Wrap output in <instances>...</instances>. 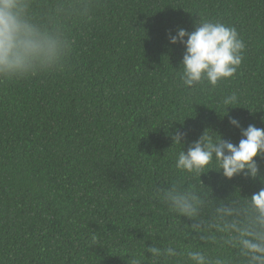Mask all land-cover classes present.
I'll return each instance as SVG.
<instances>
[{"label": "trees", "instance_id": "16d2710c", "mask_svg": "<svg viewBox=\"0 0 264 264\" xmlns=\"http://www.w3.org/2000/svg\"><path fill=\"white\" fill-rule=\"evenodd\" d=\"M30 2L33 22L67 54L55 71L0 80V264H131L177 235L152 198L181 176L169 133H185L187 151L206 129L238 144L233 117L264 129V0ZM200 18L236 27L246 49L234 77L186 88V49L169 32H192ZM201 179L218 198L264 187L215 170Z\"/></svg>", "mask_w": 264, "mask_h": 264}, {"label": "clouds", "instance_id": "9594fccd", "mask_svg": "<svg viewBox=\"0 0 264 264\" xmlns=\"http://www.w3.org/2000/svg\"><path fill=\"white\" fill-rule=\"evenodd\" d=\"M169 41L185 46L179 71L186 88L205 82L215 87L234 77L246 49L236 27L201 18L192 32L184 28L175 35L169 32ZM66 54V42L59 35L33 22L30 0H0V80L23 79L37 68L55 71ZM237 100L233 93L222 103L230 106ZM229 122L241 129L238 144L206 129L185 151L186 134L169 133L174 144L182 146L175 161L181 176L166 186H154L152 198L174 217L177 235L167 245L152 240L140 256H131V264H145V257L151 264H264V187L250 196L237 188L218 198L201 179L215 170L229 180L243 176L264 185L257 161L264 158V129L254 125L245 129L234 117ZM180 239L193 243L180 245Z\"/></svg>", "mask_w": 264, "mask_h": 264}]
</instances>
